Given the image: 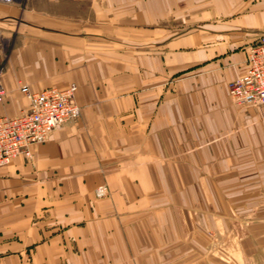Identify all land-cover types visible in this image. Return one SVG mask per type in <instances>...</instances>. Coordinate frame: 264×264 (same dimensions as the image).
Returning a JSON list of instances; mask_svg holds the SVG:
<instances>
[{"label":"crops","instance_id":"crops-1","mask_svg":"<svg viewBox=\"0 0 264 264\" xmlns=\"http://www.w3.org/2000/svg\"><path fill=\"white\" fill-rule=\"evenodd\" d=\"M263 32L264 0L0 2V117L81 106L0 165V264H264V107L230 95Z\"/></svg>","mask_w":264,"mask_h":264},{"label":"built area","instance_id":"built-area-1","mask_svg":"<svg viewBox=\"0 0 264 264\" xmlns=\"http://www.w3.org/2000/svg\"><path fill=\"white\" fill-rule=\"evenodd\" d=\"M246 62V73L230 83V95L240 107H264V32L250 46ZM76 89L75 83L40 91L22 85L20 92L29 100L28 107L16 116L0 117V165L18 155L30 157L31 145L46 141L67 121L78 119L81 106L75 98ZM8 93L0 75V101L3 102ZM107 191L106 184L95 189L97 197L106 195Z\"/></svg>","mask_w":264,"mask_h":264},{"label":"rangeland","instance_id":"rangeland-1","mask_svg":"<svg viewBox=\"0 0 264 264\" xmlns=\"http://www.w3.org/2000/svg\"><path fill=\"white\" fill-rule=\"evenodd\" d=\"M3 3H10V2H3ZM96 188H97V187H96ZM107 193H108V191H107ZM107 193H106V194H107ZM95 194H96V193H95Z\"/></svg>","mask_w":264,"mask_h":264}]
</instances>
